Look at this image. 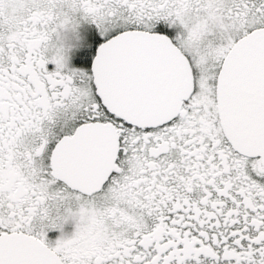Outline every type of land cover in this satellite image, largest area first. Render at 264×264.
I'll return each instance as SVG.
<instances>
[{"label": "snow or ice", "instance_id": "1", "mask_svg": "<svg viewBox=\"0 0 264 264\" xmlns=\"http://www.w3.org/2000/svg\"><path fill=\"white\" fill-rule=\"evenodd\" d=\"M0 264H264V0H0Z\"/></svg>", "mask_w": 264, "mask_h": 264}]
</instances>
